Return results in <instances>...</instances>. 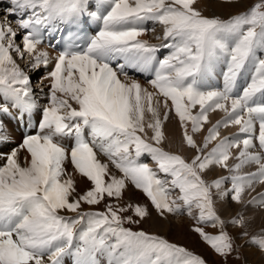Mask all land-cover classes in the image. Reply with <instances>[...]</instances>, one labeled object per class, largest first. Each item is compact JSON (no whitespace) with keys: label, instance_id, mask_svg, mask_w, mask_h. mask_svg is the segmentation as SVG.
<instances>
[{"label":"snow or ice","instance_id":"1","mask_svg":"<svg viewBox=\"0 0 264 264\" xmlns=\"http://www.w3.org/2000/svg\"><path fill=\"white\" fill-rule=\"evenodd\" d=\"M0 5V264H264V0Z\"/></svg>","mask_w":264,"mask_h":264},{"label":"rangeland","instance_id":"2","mask_svg":"<svg viewBox=\"0 0 264 264\" xmlns=\"http://www.w3.org/2000/svg\"><path fill=\"white\" fill-rule=\"evenodd\" d=\"M207 13L209 15V12H207ZM220 13L226 14V10L225 11L222 10L221 12L217 11V14H220ZM210 14H212V13L210 12ZM158 31H159V29H158ZM222 131H224V129ZM151 166L154 167V165H151ZM138 200H141V199H138ZM141 201H143V200H141ZM177 223H183L182 232L180 234H167L169 239L177 240L180 243L185 244L186 246L194 249L197 252L205 253L206 258H208V259L214 258L212 256L211 251L209 249H207L206 245H204L202 242H199V238L195 234H189L188 233V228H189L190 224L192 223L190 220H188L187 218H184L182 221L181 220L177 221ZM144 227L150 231H161V230L155 229L154 227H150V224H145Z\"/></svg>","mask_w":264,"mask_h":264},{"label":"bare ground","instance_id":"3","mask_svg":"<svg viewBox=\"0 0 264 264\" xmlns=\"http://www.w3.org/2000/svg\"><path fill=\"white\" fill-rule=\"evenodd\" d=\"M222 10H223V9H217L216 11L221 12ZM223 11H225V10H223ZM205 14H208V13L206 12ZM220 14H221V13H220ZM209 15H210V12H209ZM220 115H221V113H212V114H210V119L214 122L216 119L220 118ZM168 129H169L170 131L176 129V123H175L174 120L168 124ZM234 129H235V128L224 129V131L222 132V134H223V135H226L228 131H230V132H234V131H231V130H234ZM177 131H178V130H177ZM230 132H229V133H230ZM69 171H71V166H70V165H69ZM217 171H218L220 174H223V171H222V170H217ZM78 179H79V177H78ZM85 183H86V181H84V180H80V187H83ZM136 199L144 200V197H143L142 195H140V194H137ZM141 200H140V201H141ZM153 215H155L154 212H153ZM178 221H179V220H178ZM154 228L157 229V230H161V229L158 228V227H154Z\"/></svg>","mask_w":264,"mask_h":264}]
</instances>
